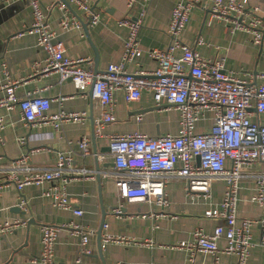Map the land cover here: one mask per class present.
Here are the masks:
<instances>
[{
    "label": "crops",
    "instance_id": "obj_1",
    "mask_svg": "<svg viewBox=\"0 0 264 264\" xmlns=\"http://www.w3.org/2000/svg\"><path fill=\"white\" fill-rule=\"evenodd\" d=\"M43 5L58 4L61 0H39ZM66 1V0H65ZM94 13L99 14V24L88 25L89 38L98 51V71L103 72L110 64L120 62L128 29L119 22L127 17L135 19L142 9L146 15L138 39L144 51L128 66V71H153L157 61L152 59L150 50H167L171 45L168 28L175 6L186 0H137L136 5L128 10V0H87ZM251 9L256 8L258 16L264 19V0H248ZM67 2V1H66ZM201 3H204L202 1ZM71 18L87 23L90 19L77 10L74 5L66 4ZM207 8L196 6L180 39L185 45L206 59H224L225 68L238 73L264 72L262 49L255 45L247 32L232 33L223 21L211 18L210 2ZM63 12L55 7L47 17L49 28L57 33V40L62 42L66 55L73 59L90 58L95 54L84 29L64 32L59 23ZM33 23L32 10L23 0H0V86L11 80L22 82L17 90L19 98L37 92L36 95L51 101L48 115H56L61 110L67 113L86 114L82 123L56 121L45 126L28 127L24 123L19 106L11 111L0 110V117L5 118L6 128L1 133L0 143V226L11 219H23L25 226L0 233V264H32L30 260L38 256L41 249V228L53 226L60 228L55 246L56 264H73L79 257L80 238L74 235L73 224L94 230L90 238V254L83 257L84 264H234L235 255L219 253L210 255L196 253L194 262L190 253L176 246L181 242L193 240L196 230L212 234L220 219L207 218L210 209H220L225 183L214 182L210 199L188 195L184 181H173L166 189L168 207L161 208L151 204H125L123 214L117 216L114 209L122 203L116 190L113 173L114 163L109 154L108 136L126 135L139 132L150 137L167 134L178 135L180 132L179 114L176 110H161L155 106L151 93L145 92L138 101L127 103L121 91L114 93L115 122L105 125L103 138L93 145V131L98 129L102 106L90 89L86 96L79 95L74 84L69 80L62 82L58 74H44L45 53L39 49L38 37L29 34L28 28ZM83 26V25H82ZM181 51L174 52L179 58ZM4 95L0 91V98ZM60 124V129L55 127ZM208 119L199 122L197 131L210 127ZM87 137L90 139L91 155L83 156L78 143ZM104 155L100 160L105 175L101 182L95 176L96 164L93 152ZM60 153L71 156L73 162L67 186L71 203L84 211L82 217L74 216L71 211L54 208L42 195L50 184L28 186L19 193L14 185L8 184L7 175L12 170L13 162L26 159L25 164L31 169L50 170L56 166ZM263 164L247 172L250 177L241 183L238 203L240 219H257L264 216V208L251 203V197L258 189L257 179L253 175L263 171ZM18 171V170H17ZM83 172H86L84 175ZM19 177L25 175L18 171ZM20 198L27 202V211L20 209ZM19 208V210H18ZM105 216L109 225L108 233L119 236L123 243H105L102 231V255L99 257L97 232ZM262 230L260 226L252 228V243L248 264H264V247L261 246ZM227 245L225 239L218 242L219 248Z\"/></svg>",
    "mask_w": 264,
    "mask_h": 264
},
{
    "label": "built area",
    "instance_id": "obj_2",
    "mask_svg": "<svg viewBox=\"0 0 264 264\" xmlns=\"http://www.w3.org/2000/svg\"><path fill=\"white\" fill-rule=\"evenodd\" d=\"M13 1V0H6ZM32 10L33 23L29 34L38 37L37 45L45 53L44 74H58L62 82L71 81L78 94L86 96L93 85V96L102 106L101 119L95 132L96 139L103 138L105 125L115 122L114 93L121 91L127 103L138 101L145 92L151 93L155 106L161 110H176L179 114L180 132L178 135L150 137L135 132L126 135L108 136L109 154L113 159V179L122 203L114 209L121 216L125 204L155 203L161 208L168 207L167 186L173 181H184L188 195L210 199L214 182L223 181L225 189L220 209L207 210V218L220 219L224 225L215 228L212 234L196 230L193 240L179 243L176 248L186 249L190 261L194 262L196 253L217 255L219 253L235 255L234 264H248L252 243V228L260 226L262 230L261 246L264 247V216L257 219H240L238 203L241 183L250 177L247 172L258 164L264 166V72H234L225 68L224 59H206L190 46L181 42V35L196 6L207 8L210 2L211 18L223 21L232 32H247L255 45L262 46L264 58V19L257 9L249 7L248 0H186L179 2L173 12L168 28L171 45L167 50H150L148 55L157 61L153 71H128V66L144 54L138 34L142 28L146 9H142L135 19L127 17L119 22L128 29V37L122 58L117 64H110L103 72L95 73L90 58L73 59L66 55L57 33L47 24L48 14L58 7L63 16L59 27L62 31H81V21L71 18L66 4L43 5L39 0H23ZM78 11L90 18L89 26L99 24V14L92 12L87 0H66ZM149 3L151 0H144ZM204 1V3H201ZM137 0H128V10H132ZM181 51L179 58L174 52ZM22 82L7 78L0 86L4 95L0 98V110L11 111L19 106L21 116L28 127L45 126L59 121L84 123L86 114L67 113L61 110L56 115H48L51 101L37 92L29 93L25 98L17 96ZM211 125L202 132L197 125L206 119ZM60 124H55L59 130ZM6 128L4 117H0L1 133ZM90 139L82 138L79 143L81 154L91 155ZM98 159H105L98 155ZM20 159L12 164L7 175L8 184L15 186L19 193L28 186L50 184L43 197L59 210L71 211L74 216L82 217L84 211L71 203L67 186L73 159L60 153L56 166L50 170L31 169ZM24 170L20 178L18 171ZM73 173V172H72ZM85 175L86 172H83ZM94 175L91 174L90 177ZM257 179L258 189L250 202L264 208V168L253 175ZM19 207L27 211V202L20 198ZM23 219H11L0 226L5 234L25 226ZM74 235L80 238L79 257L73 264H84L83 257L89 255L90 238L95 232L83 226L73 224ZM109 225H103L105 243H123L119 236L108 233ZM60 228L43 226L41 228V249L38 256L32 258V264H56L55 246ZM225 239L227 245L221 249L218 242Z\"/></svg>",
    "mask_w": 264,
    "mask_h": 264
},
{
    "label": "water",
    "instance_id": "obj_3",
    "mask_svg": "<svg viewBox=\"0 0 264 264\" xmlns=\"http://www.w3.org/2000/svg\"><path fill=\"white\" fill-rule=\"evenodd\" d=\"M61 1L65 2L67 4V2L65 0H61ZM95 7L92 8V12H94ZM89 20H88L87 23H84L82 21H81V23L83 25L84 32H85L88 40L90 41L91 47L93 49V52L95 54V58H94L95 68H94V71L97 74V73H99V71H98L99 55H98L97 49L94 47L93 43L91 42V40L89 38V32H88ZM261 49H262V46H261ZM89 96L90 97L93 96V85L91 86ZM96 140L97 139L95 137V130H94L93 131V137H92V141H93V145L94 146H96ZM93 156H94V161H95V164H96V170H95V173L93 175L97 178L98 182H101L102 177L105 175V172H102V170H101L100 162H99V159H98V153L96 152V149H94ZM18 210H19V208H18ZM104 224H105V216L103 215V219H102V222H101L100 229L98 230V232L96 234L97 238H98L97 244H98V250H99V257L102 260H103V255H102V231H103V225Z\"/></svg>",
    "mask_w": 264,
    "mask_h": 264
}]
</instances>
